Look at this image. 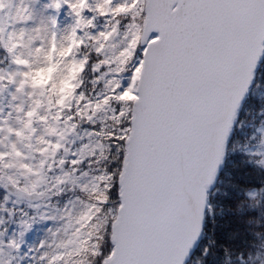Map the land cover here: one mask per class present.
<instances>
[{
    "label": "snow or ice",
    "instance_id": "obj_1",
    "mask_svg": "<svg viewBox=\"0 0 264 264\" xmlns=\"http://www.w3.org/2000/svg\"><path fill=\"white\" fill-rule=\"evenodd\" d=\"M0 264H264V0H0Z\"/></svg>",
    "mask_w": 264,
    "mask_h": 264
}]
</instances>
